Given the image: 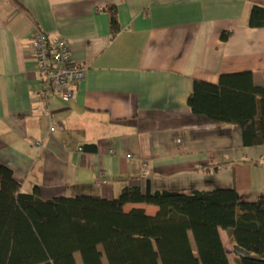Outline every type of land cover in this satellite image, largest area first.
<instances>
[{
	"label": "crops",
	"instance_id": "crops-1",
	"mask_svg": "<svg viewBox=\"0 0 264 264\" xmlns=\"http://www.w3.org/2000/svg\"><path fill=\"white\" fill-rule=\"evenodd\" d=\"M254 3L264 6V0H0V166L23 192L38 187L44 200H112L124 187H138L233 189L240 202L264 201V145L245 147L238 128L215 126L187 104L194 80L216 85L222 75L250 73L264 88V27L248 25ZM111 5L119 23L114 39L104 10ZM38 31L49 43L67 41L72 60L87 67L71 100L40 98L29 50ZM134 208L157 213L144 204L124 207ZM219 235L228 251L227 233Z\"/></svg>",
	"mask_w": 264,
	"mask_h": 264
},
{
	"label": "trees",
	"instance_id": "trees-1",
	"mask_svg": "<svg viewBox=\"0 0 264 264\" xmlns=\"http://www.w3.org/2000/svg\"><path fill=\"white\" fill-rule=\"evenodd\" d=\"M104 10L114 39L116 8ZM248 25L264 27L263 5L253 4ZM187 104L215 126L238 128L245 147L264 145V88L254 85L252 74L222 75L216 85L194 80ZM130 204L154 206L157 213L125 211ZM219 229L236 264H264V201L240 202L233 189L151 193L124 187L112 200H44L38 187L23 192L0 166V264H78L76 256L79 264H230Z\"/></svg>",
	"mask_w": 264,
	"mask_h": 264
},
{
	"label": "built area",
	"instance_id": "built-area-1",
	"mask_svg": "<svg viewBox=\"0 0 264 264\" xmlns=\"http://www.w3.org/2000/svg\"><path fill=\"white\" fill-rule=\"evenodd\" d=\"M29 50L40 76V98L44 104H47L50 94L63 101L71 100L76 85L86 75L87 67L72 60L67 41L58 39L49 43L46 35L38 31L30 41ZM54 131L55 128L50 129L51 133ZM29 143L35 147L40 146L39 142ZM141 171L143 174L148 173L146 164L141 165Z\"/></svg>",
	"mask_w": 264,
	"mask_h": 264
},
{
	"label": "rangeland",
	"instance_id": "rangeland-1",
	"mask_svg": "<svg viewBox=\"0 0 264 264\" xmlns=\"http://www.w3.org/2000/svg\"><path fill=\"white\" fill-rule=\"evenodd\" d=\"M228 253H229L228 257H229L230 263L231 264H236L235 257H234V255L231 252V246H229ZM76 260H77V263L79 264L80 261H79L78 256H76ZM104 264H105V262H104Z\"/></svg>",
	"mask_w": 264,
	"mask_h": 264
}]
</instances>
